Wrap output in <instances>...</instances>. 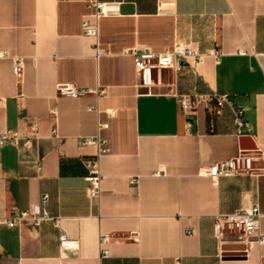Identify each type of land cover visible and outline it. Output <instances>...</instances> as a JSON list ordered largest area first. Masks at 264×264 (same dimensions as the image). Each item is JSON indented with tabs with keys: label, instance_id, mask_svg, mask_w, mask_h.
I'll list each match as a JSON object with an SVG mask.
<instances>
[{
	"label": "crops",
	"instance_id": "obj_1",
	"mask_svg": "<svg viewBox=\"0 0 264 264\" xmlns=\"http://www.w3.org/2000/svg\"><path fill=\"white\" fill-rule=\"evenodd\" d=\"M102 1L120 3V13L99 20L97 48L83 34L94 15L87 0H0V49L10 56L0 60V134L39 126L30 144L0 147V220L40 212L49 195L48 218L0 226V264H264L257 235L215 232L218 215L257 205L264 234V0H174L167 14L160 0ZM178 42L202 62L140 88L130 51ZM14 57L25 60L21 82ZM63 84L90 93L63 96ZM214 95L230 98L219 116ZM183 96L197 99L191 117ZM237 105L252 135L237 134ZM97 136L108 152L95 199L85 160L99 151L85 140ZM241 151L254 158V176L201 175ZM62 230L77 252L62 254Z\"/></svg>",
	"mask_w": 264,
	"mask_h": 264
},
{
	"label": "built area",
	"instance_id": "obj_2",
	"mask_svg": "<svg viewBox=\"0 0 264 264\" xmlns=\"http://www.w3.org/2000/svg\"><path fill=\"white\" fill-rule=\"evenodd\" d=\"M94 9V15L84 20L83 34L99 40V20L102 17L117 16L120 13V3L104 2L102 0H87ZM176 2L174 0H160L158 12L167 14L173 12ZM131 54L134 57L135 71L138 76V85L142 89L150 90L155 86H161L165 82L167 72L179 74L185 65L195 68L202 62L203 55L195 49L192 43L178 42L173 51L155 53L150 48L139 46L132 49ZM98 55L103 53L98 49ZM211 54L219 58L220 51L213 50ZM8 52L0 49V60L9 58ZM14 73L19 82L23 80L25 73V60L22 57L13 58ZM59 93L71 98H80L90 93L89 90H80L74 84H63L59 86ZM99 95L103 91L98 92ZM216 101V116L222 114V108L225 104L230 103L227 96H212ZM181 107L187 117L193 116L197 108V99L192 96H183L181 98ZM236 114V131L239 136L252 135L253 128L245 120V108L240 105L234 107ZM106 127V125H103ZM39 126L35 123L31 128V133L22 131H7L0 134V147L9 145L18 146L22 142L25 145L31 143L32 139L38 136ZM56 133V131L54 132ZM85 144L96 146L99 154L96 158L85 160V165L89 170L88 192L91 198H99L101 194L102 175L100 172L99 157L101 154L108 152L107 141L100 136L88 138ZM201 175L210 178L213 182L218 183L223 178H234L239 176H254V158L248 152L241 151L237 156L215 163L209 168L202 170ZM49 202V195H44L40 212H18L14 211L10 216L0 220V226H15L25 218H34L41 221L48 218L49 213L46 205ZM261 212L259 206L255 205L247 210H239L232 214H220L215 220V232L217 236L225 234L238 235L247 239L252 235H257L260 244H264V234L261 233ZM56 224L61 228V220H56ZM62 229V228H61ZM193 234V231H189ZM111 240L109 234L101 236V246L108 244ZM60 249L63 255L75 253L80 249V242L70 238L62 230L60 235ZM104 258L109 256L107 250L102 252Z\"/></svg>",
	"mask_w": 264,
	"mask_h": 264
},
{
	"label": "rangeland",
	"instance_id": "obj_3",
	"mask_svg": "<svg viewBox=\"0 0 264 264\" xmlns=\"http://www.w3.org/2000/svg\"><path fill=\"white\" fill-rule=\"evenodd\" d=\"M165 80L167 81V74L165 75Z\"/></svg>",
	"mask_w": 264,
	"mask_h": 264
},
{
	"label": "water",
	"instance_id": "obj_4",
	"mask_svg": "<svg viewBox=\"0 0 264 264\" xmlns=\"http://www.w3.org/2000/svg\"><path fill=\"white\" fill-rule=\"evenodd\" d=\"M228 249V248H227Z\"/></svg>",
	"mask_w": 264,
	"mask_h": 264
}]
</instances>
